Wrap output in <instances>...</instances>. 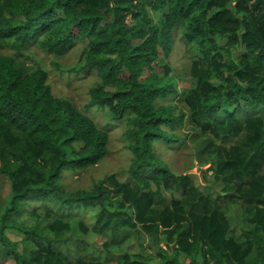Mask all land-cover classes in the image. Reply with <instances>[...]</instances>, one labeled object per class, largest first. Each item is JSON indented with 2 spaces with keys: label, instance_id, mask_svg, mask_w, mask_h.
<instances>
[{
  "label": "trees",
  "instance_id": "obj_1",
  "mask_svg": "<svg viewBox=\"0 0 264 264\" xmlns=\"http://www.w3.org/2000/svg\"><path fill=\"white\" fill-rule=\"evenodd\" d=\"M176 34L192 55L182 90ZM77 42L69 70L99 76L87 109L105 110L104 124L55 95L27 52L59 57ZM115 122L127 126L128 177L68 190V172L108 155ZM190 140L217 197L157 149ZM0 175V264H264V0H0ZM223 198L240 205V230ZM89 234L106 237L105 259L70 249L92 251Z\"/></svg>",
  "mask_w": 264,
  "mask_h": 264
},
{
  "label": "rangeland",
  "instance_id": "obj_2",
  "mask_svg": "<svg viewBox=\"0 0 264 264\" xmlns=\"http://www.w3.org/2000/svg\"><path fill=\"white\" fill-rule=\"evenodd\" d=\"M175 39V49L171 55L170 61L173 68V76L176 78L177 87L182 90L193 83L192 76L189 73L192 55L183 47L180 42L179 34L175 35ZM83 47L84 43L77 42L71 46L69 53L59 57L47 55L35 46H32V49H29L27 52L31 50L32 62H41L48 70L50 75L49 82L55 95L72 98L81 109L86 110L90 99V88L100 81V78L95 72L77 74L69 70L79 59ZM169 101L178 106L177 111L187 110L183 100L180 99L179 96L174 97L172 100L171 97H169ZM87 112L94 117L99 124L106 123L110 117L105 110H101L97 107H90L87 109ZM126 129L127 126L123 122H115L114 125L109 128L110 145L108 155L102 162L95 166L77 172H68L65 176L68 190L88 189L99 179L106 176H117L121 180H125L128 177V168L131 163L132 153L128 148V142L125 138ZM171 131L177 134H190L187 126ZM157 149L161 158L170 165L175 173L182 174L188 172L192 175L196 184L199 185L201 189L209 188L213 191V196L217 197L223 185L214 183L213 174L208 169V166L200 164V161L196 159L194 145L191 140L187 144H183L177 148H173L166 143L157 144ZM8 192V180L5 176L0 175V206L4 204ZM175 194L177 196L180 195L179 191H176ZM221 203L224 206L229 207L232 224L234 228L240 230V205L229 204L225 198L221 200ZM85 215L86 214H84V216ZM85 219H88V217H85ZM10 235L15 240L21 241L22 239L21 234L16 231H12ZM105 239L106 237L95 234H89L84 237L83 240L89 242L90 245L87 244V242L86 244H83L88 245L87 248L92 247V251L87 249L75 251L77 249L75 244L70 245L69 247L73 253H82L87 256L95 255L105 259L106 255L102 250L103 247H101V244ZM144 240L151 241L150 238L146 236L144 237ZM63 249L66 250L67 247L63 246ZM131 250L140 251V244H137L134 240L132 242ZM3 264L14 263L13 261L7 260L6 262H3Z\"/></svg>",
  "mask_w": 264,
  "mask_h": 264
}]
</instances>
